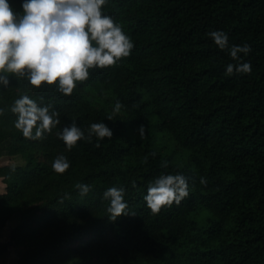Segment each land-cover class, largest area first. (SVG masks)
Segmentation results:
<instances>
[{
  "label": "trees",
  "instance_id": "obj_1",
  "mask_svg": "<svg viewBox=\"0 0 264 264\" xmlns=\"http://www.w3.org/2000/svg\"><path fill=\"white\" fill-rule=\"evenodd\" d=\"M10 3L21 10L20 0ZM103 8L134 42L128 56L90 70L71 94L23 78L0 89V161H10L0 164V231L20 219L0 254L23 247L15 264H264V0H108ZM215 29L251 45L239 54L250 72L226 74L235 62L206 34ZM22 93L58 114L41 138L14 127L10 108ZM102 120L113 136L98 144L68 149L56 135L72 121L86 130ZM166 137L188 164L156 148ZM58 154L70 161L63 173L51 167ZM162 172L185 175L189 193L153 213L143 194ZM77 183L90 191L81 195ZM113 185L125 187L131 212L116 220L103 199Z\"/></svg>",
  "mask_w": 264,
  "mask_h": 264
},
{
  "label": "clouds",
  "instance_id": "obj_2",
  "mask_svg": "<svg viewBox=\"0 0 264 264\" xmlns=\"http://www.w3.org/2000/svg\"><path fill=\"white\" fill-rule=\"evenodd\" d=\"M108 0H20L21 10H15L10 0H0V89L8 88L12 78H23L31 86L53 85L62 94H71L77 82L85 81L90 70L103 69L116 64L130 54L134 42L123 30L122 24L106 14L103 6ZM219 49H227L235 63L226 66V74L248 73L247 56L251 45L230 44L228 34L222 29L206 33ZM122 107L116 100L112 111ZM51 104L38 103L30 95L22 93L14 99L11 112L16 115L14 127L24 137L37 139L51 132L59 124V117ZM4 108L0 107V114ZM113 120L112 116H107ZM142 139L146 126L137 128ZM65 147L71 149L78 140L97 144L105 137L113 136L112 129L102 121L92 122L83 130L75 121L64 124L56 133ZM70 166L64 154L54 157L51 167L63 173ZM166 166V165H165ZM201 182L205 180L201 177ZM133 185L135 182L133 181ZM81 195L90 191L87 183H77ZM124 186H110L103 192L108 201L106 215L116 220L121 214H130L125 199ZM189 193L188 178L180 172H162L148 181L143 200L153 212L163 206L177 204Z\"/></svg>",
  "mask_w": 264,
  "mask_h": 264
},
{
  "label": "rangeland",
  "instance_id": "obj_3",
  "mask_svg": "<svg viewBox=\"0 0 264 264\" xmlns=\"http://www.w3.org/2000/svg\"><path fill=\"white\" fill-rule=\"evenodd\" d=\"M167 139V140H166ZM166 139L158 140L155 144L156 148L161 149L163 152L166 153H173L176 152L175 155V162L179 164L180 166H184L188 164V154L184 150H178L176 151L177 147L175 146V142L169 140L167 137ZM10 162L9 160H3L0 161V164L2 163ZM18 162L16 161L15 164ZM0 192L5 191L6 192V184L4 183L3 179L0 178ZM20 219L18 216L11 219L6 226L0 231V243H6L9 241L10 232L11 230L19 223ZM23 250V247L17 246V247H11L8 251L5 253L0 254V264H15L21 254V251Z\"/></svg>",
  "mask_w": 264,
  "mask_h": 264
},
{
  "label": "crops",
  "instance_id": "obj_4",
  "mask_svg": "<svg viewBox=\"0 0 264 264\" xmlns=\"http://www.w3.org/2000/svg\"><path fill=\"white\" fill-rule=\"evenodd\" d=\"M0 188H2V187H0ZM5 193H6L5 191H2V190H1L0 195H1V194H5Z\"/></svg>",
  "mask_w": 264,
  "mask_h": 264
}]
</instances>
